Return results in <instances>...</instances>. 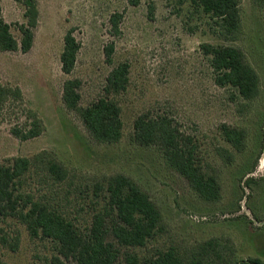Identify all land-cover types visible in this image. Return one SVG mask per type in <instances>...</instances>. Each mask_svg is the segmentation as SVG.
I'll return each instance as SVG.
<instances>
[{"label": "rangeland", "instance_id": "1", "mask_svg": "<svg viewBox=\"0 0 264 264\" xmlns=\"http://www.w3.org/2000/svg\"><path fill=\"white\" fill-rule=\"evenodd\" d=\"M1 1L3 18L20 40L18 26L27 24L26 8L13 0ZM36 1L40 16L32 49L0 50V84L23 93L21 101L0 108V162L26 157L32 163L19 179L20 189L84 225L90 222L94 184L125 174L148 193L164 221V231L147 247L136 249L140 256L175 248L191 258L201 244L212 242L206 263L264 261V9L254 0H240L242 30L233 40L219 33L214 20L194 13L189 0ZM116 14L121 15L117 28L111 22ZM70 29L81 48L73 73L66 75L60 57ZM204 44L239 48L258 73L260 95L246 101L234 88L216 85ZM111 45L113 64L105 53ZM122 62L130 67L128 89L118 97L123 138L99 144L78 114L66 108L63 86L69 79L79 80L80 105L86 107L103 95L108 74ZM148 112L172 117L197 139L206 170L221 182L220 201L199 198L167 167L157 148L131 141L136 118ZM36 119L44 126L40 136L21 141L13 135L12 129L28 130ZM223 124L246 131L244 150L235 151L224 140ZM220 148L234 153L232 164L221 158ZM50 159L68 171L65 181L48 174ZM8 231L12 236L19 231L21 244L17 252L1 249L5 264H49L56 255L52 241L31 240L24 226L13 221ZM119 264H124L122 258Z\"/></svg>", "mask_w": 264, "mask_h": 264}, {"label": "trees", "instance_id": "2", "mask_svg": "<svg viewBox=\"0 0 264 264\" xmlns=\"http://www.w3.org/2000/svg\"><path fill=\"white\" fill-rule=\"evenodd\" d=\"M25 6L27 24H20L21 39L11 32V24L3 18L0 0V50L29 52L34 44V30L39 22L36 0H13ZM194 13H200L215 21L219 33L236 40L242 30L240 0H189ZM137 4V1L134 2ZM256 7L264 9V0H254ZM121 15L111 18L118 27ZM81 45L70 29L64 37V48L60 57L62 72L73 73ZM205 55L211 57L215 72L214 81L219 87H232L237 95L252 101L260 95V79L256 70L246 61L244 53L234 46L204 44ZM107 62L112 63L114 47L105 49ZM130 82V67L122 62L114 66L107 76L103 95L86 107L80 105L79 80L69 79L63 86V102L68 110L78 114L94 141L99 144H115L123 138L124 124L118 97L125 93ZM22 90L0 84V108L9 101H21ZM225 141L235 151L245 149L247 133L243 129L221 126ZM44 126L38 119L28 130L12 129L21 141L34 139L42 134ZM131 141L143 147L157 148L169 169L182 176L191 189L205 202L221 200L222 185L217 174L210 173L200 156L197 139L180 129L175 119L166 114L143 113L134 123ZM227 164L235 160L234 153L225 148L218 150ZM32 167L26 157L14 158L10 164L0 162V251L8 248L17 252L21 244V233L12 236L8 229L12 222L26 228L31 240L48 239L54 244L56 255L49 264H209L204 260L210 256L212 242L201 244L191 258L175 248L158 251L151 257H142L136 249L147 245L164 231L162 213L143 188L125 174H114L93 186L90 222L84 225L67 220L57 210L35 201L24 193L19 179ZM48 174L56 181L68 178V171L54 159L46 164ZM84 210V209H82ZM9 225V228L7 226ZM1 253V252H0ZM0 264H5L1 260ZM237 264H264L260 259H248Z\"/></svg>", "mask_w": 264, "mask_h": 264}, {"label": "bare ground", "instance_id": "3", "mask_svg": "<svg viewBox=\"0 0 264 264\" xmlns=\"http://www.w3.org/2000/svg\"><path fill=\"white\" fill-rule=\"evenodd\" d=\"M262 164L264 165V159H263V161H262Z\"/></svg>", "mask_w": 264, "mask_h": 264}, {"label": "crops", "instance_id": "4", "mask_svg": "<svg viewBox=\"0 0 264 264\" xmlns=\"http://www.w3.org/2000/svg\"><path fill=\"white\" fill-rule=\"evenodd\" d=\"M2 2V1H1ZM3 8V7H2ZM255 259H260V258H255ZM261 260V259H260ZM264 262V261H263Z\"/></svg>", "mask_w": 264, "mask_h": 264}]
</instances>
